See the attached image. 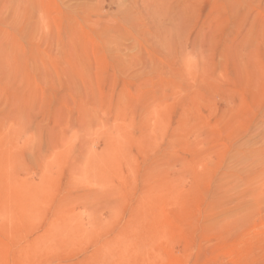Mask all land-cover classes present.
<instances>
[{
    "label": "rangeland",
    "instance_id": "374dc122",
    "mask_svg": "<svg viewBox=\"0 0 264 264\" xmlns=\"http://www.w3.org/2000/svg\"><path fill=\"white\" fill-rule=\"evenodd\" d=\"M0 264H264V0H0Z\"/></svg>",
    "mask_w": 264,
    "mask_h": 264
}]
</instances>
